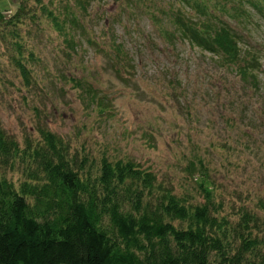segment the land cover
Segmentation results:
<instances>
[{"label": "rangeland", "instance_id": "374dc122", "mask_svg": "<svg viewBox=\"0 0 264 264\" xmlns=\"http://www.w3.org/2000/svg\"><path fill=\"white\" fill-rule=\"evenodd\" d=\"M216 2L208 5L233 30L259 89L158 32L174 29L168 11L191 13L192 1L0 0L5 17L32 10L16 26L0 25V128L21 149L51 131L94 174L103 159L133 161L191 204L205 202V187L231 223L240 210L258 217L253 236L264 256V0L245 3L248 20ZM17 41L28 84L9 58ZM0 172L15 187L25 178L19 161Z\"/></svg>", "mask_w": 264, "mask_h": 264}, {"label": "trees", "instance_id": "16d2710c", "mask_svg": "<svg viewBox=\"0 0 264 264\" xmlns=\"http://www.w3.org/2000/svg\"><path fill=\"white\" fill-rule=\"evenodd\" d=\"M183 1H192V12L168 11L174 29L158 32L174 47L184 41L210 53L246 86L259 89L253 63L242 64L236 36L218 9L208 0ZM216 1L246 20L245 3L257 7L254 0ZM28 9L21 5L11 17L0 13V25L16 26L30 16ZM48 15L62 31L58 18ZM11 47L10 61L28 84L23 44ZM116 49L121 54L122 44ZM39 132V141L28 139L21 149L0 128V169L19 161L25 177L15 187L0 172V264H264L257 252L261 242L253 236L258 217L249 211L240 210L231 223L219 215L222 203L213 202L207 188L205 202L191 204L133 161L103 159L94 174L86 157L71 154L60 136Z\"/></svg>", "mask_w": 264, "mask_h": 264}]
</instances>
